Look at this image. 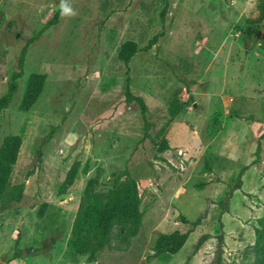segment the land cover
<instances>
[{"label":"rangeland","instance_id":"374dc122","mask_svg":"<svg viewBox=\"0 0 264 264\" xmlns=\"http://www.w3.org/2000/svg\"><path fill=\"white\" fill-rule=\"evenodd\" d=\"M59 2L0 0V97ZM69 3L77 15H59L30 44L19 89L0 111V148L8 136L21 140L8 182L23 185L22 199L0 211V264H208L221 232L222 264H264V240L255 243L264 220V45L246 34L264 33L258 0H168L164 18L157 0ZM127 41L138 48L128 70L118 59ZM33 74L44 89L21 111ZM127 78L145 117L126 95ZM124 172L141 201L136 234L94 261L75 255L85 191L107 192ZM177 230L191 231L185 246L153 256L158 237Z\"/></svg>","mask_w":264,"mask_h":264},{"label":"trees","instance_id":"16d2710c","mask_svg":"<svg viewBox=\"0 0 264 264\" xmlns=\"http://www.w3.org/2000/svg\"><path fill=\"white\" fill-rule=\"evenodd\" d=\"M163 3L160 13L161 18L168 8V0H157ZM258 8L261 16H264V0H258ZM60 12L58 11L54 18L49 21L34 37H32L22 48L18 58V69L13 72L7 92L0 97V111L6 109L14 100L15 94L19 89V80L24 75L25 58L31 43L35 42L39 36L54 24H57ZM254 27L247 28L248 38H255L262 41L264 45V33L258 38V32ZM138 52L137 44L133 41L125 42L119 49L118 59L128 70L132 57ZM126 95L135 100L140 106L141 114L145 117L147 105L140 97H134L130 93L129 78L126 79ZM45 77L39 74H33L29 77L24 96L20 103L21 111H28L37 102L43 92ZM176 112L173 111V116ZM148 127H145V136ZM264 138V133L260 136ZM20 137L8 136L4 139L0 148V211L11 202H19L23 196V185H9V177L12 166L16 162L17 153L20 147ZM168 148L166 143L162 144L159 152ZM260 153V144L257 146L256 156ZM41 152L38 153L41 158ZM246 170L243 169L241 174ZM76 170L72 168L68 172L64 183L61 186V192L70 187L75 178ZM240 174V175H241ZM241 182L238 179L237 185ZM140 197L136 181L128 172L113 175L110 188L107 192H94L86 190L81 204L72 225L70 246L75 255H86L92 261L95 260L98 253L104 249L112 247V242L116 239L119 246L126 243L128 239L134 236L138 230L142 217L140 210ZM197 223H194L196 225ZM260 229H256V246L260 247L264 240V220H260ZM191 231H175L171 234H162L158 237L153 256L173 255L179 252L186 244ZM224 234L221 232L217 236V245L208 264H222ZM205 238L199 239V247Z\"/></svg>","mask_w":264,"mask_h":264},{"label":"clouds","instance_id":"9594fccd","mask_svg":"<svg viewBox=\"0 0 264 264\" xmlns=\"http://www.w3.org/2000/svg\"><path fill=\"white\" fill-rule=\"evenodd\" d=\"M58 8L62 18H72L77 15V12L73 9L69 0H60Z\"/></svg>","mask_w":264,"mask_h":264},{"label":"water","instance_id":"95a60500","mask_svg":"<svg viewBox=\"0 0 264 264\" xmlns=\"http://www.w3.org/2000/svg\"><path fill=\"white\" fill-rule=\"evenodd\" d=\"M260 35V33H258V36Z\"/></svg>","mask_w":264,"mask_h":264}]
</instances>
